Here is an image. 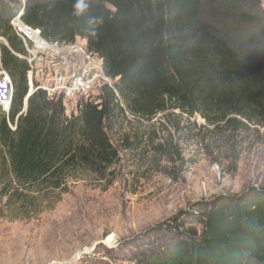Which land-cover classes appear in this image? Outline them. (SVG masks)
<instances>
[{"label":"trees","instance_id":"trees-1","mask_svg":"<svg viewBox=\"0 0 264 264\" xmlns=\"http://www.w3.org/2000/svg\"><path fill=\"white\" fill-rule=\"evenodd\" d=\"M256 1L88 0L82 17L72 15L74 0L0 10L6 73L0 77L13 83L9 109L0 106V155L7 166L0 171V198L13 208L29 207L44 193L52 208L80 172L110 171L119 159L110 135L118 110L141 120L178 110L216 128L225 122L232 131L248 123L264 127V36L247 28L264 22ZM20 12L50 40L86 37L104 57L114 87L104 85L99 101L83 102L71 118L63 100L41 88L24 110L31 66L11 24ZM89 17L103 18L94 36ZM191 206L149 230L167 240L161 236L137 253L139 264H264V187Z\"/></svg>","mask_w":264,"mask_h":264},{"label":"rangeland","instance_id":"rangeland-1","mask_svg":"<svg viewBox=\"0 0 264 264\" xmlns=\"http://www.w3.org/2000/svg\"><path fill=\"white\" fill-rule=\"evenodd\" d=\"M28 1L44 0H0V10ZM256 4L264 14V0ZM255 25L247 28L264 36V22ZM178 113L141 120L118 110L110 131L116 164L103 173L80 172L52 208L44 193L29 207L0 198V264H139L137 253L161 236L167 240L152 227L202 199L264 187V127L248 123L232 131L225 122L216 128L199 114ZM6 167L0 155V171Z\"/></svg>","mask_w":264,"mask_h":264},{"label":"built area","instance_id":"built-area-1","mask_svg":"<svg viewBox=\"0 0 264 264\" xmlns=\"http://www.w3.org/2000/svg\"><path fill=\"white\" fill-rule=\"evenodd\" d=\"M20 14L12 17L11 24L27 49V55L21 57L27 59L31 66L28 75L30 92L41 88L51 98H61L65 111L67 104L71 105L69 117H72L77 116L83 102L97 103L104 85L114 87L113 79L105 72L104 57L89 47L86 37L77 35L73 41L50 40L44 37L41 28L24 22ZM49 64L52 67H48ZM41 74L46 76L45 81L36 78ZM12 93L10 77L1 76L0 101L10 104Z\"/></svg>","mask_w":264,"mask_h":264},{"label":"clouds","instance_id":"clouds-1","mask_svg":"<svg viewBox=\"0 0 264 264\" xmlns=\"http://www.w3.org/2000/svg\"><path fill=\"white\" fill-rule=\"evenodd\" d=\"M90 7L88 0H74L72 5V15L82 17ZM103 23L102 17H89V24L92 26V35L94 36L95 28Z\"/></svg>","mask_w":264,"mask_h":264},{"label":"water","instance_id":"water-1","mask_svg":"<svg viewBox=\"0 0 264 264\" xmlns=\"http://www.w3.org/2000/svg\"><path fill=\"white\" fill-rule=\"evenodd\" d=\"M32 93H33V92H29L27 98L25 99V107H24V110H26V108H27L28 98H29V96H30Z\"/></svg>","mask_w":264,"mask_h":264}]
</instances>
